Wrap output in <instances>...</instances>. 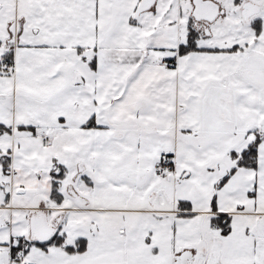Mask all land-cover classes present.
I'll use <instances>...</instances> for the list:
<instances>
[{
	"label": "snow or ice",
	"instance_id": "6c2138e0",
	"mask_svg": "<svg viewBox=\"0 0 264 264\" xmlns=\"http://www.w3.org/2000/svg\"><path fill=\"white\" fill-rule=\"evenodd\" d=\"M0 264H264V0H0Z\"/></svg>",
	"mask_w": 264,
	"mask_h": 264
}]
</instances>
